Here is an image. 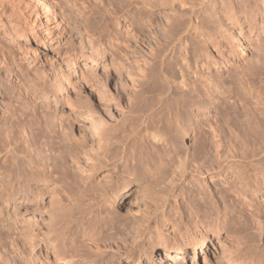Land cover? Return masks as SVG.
Masks as SVG:
<instances>
[{"label":"rangeland","instance_id":"obj_1","mask_svg":"<svg viewBox=\"0 0 264 264\" xmlns=\"http://www.w3.org/2000/svg\"><path fill=\"white\" fill-rule=\"evenodd\" d=\"M130 1L128 0L125 1L124 0H86V1L63 0L61 5L58 7L60 11L63 9L61 11V13L63 12L62 13L63 15L69 14L71 16H76V14L79 15L80 11H83L82 9H84V11L85 10L88 11L90 5H93L92 8L94 7L93 8L95 9L94 12L96 11L97 14L101 18H103V20L101 19L100 21L101 23L100 22L96 24L93 23L94 27L92 25V28L89 31V33L84 32V29H82L83 26L81 25L78 26L77 24L74 25V23L72 24L70 23L69 33L66 35V37H64V39L62 38L61 44L54 43L53 45L54 47L57 48L59 47V49L62 50V54L67 52V48L68 50H70V53L75 52V54H77V58L74 59L75 61L72 60V61H68L67 63L64 62L61 65L62 68L61 71L63 70L62 72L64 73L62 74L63 82L69 83L71 85L73 84L72 85L73 88L72 87L69 88L66 92L65 91L63 92V89H60L58 93L59 96L61 97V100L58 101L54 98L52 94H50L51 92L49 91L45 92L44 89L39 91L35 90L34 88L35 84H33L35 80L32 77L34 72L31 71L32 74L29 75L30 79L26 77L25 79H23V81L21 80L17 83V81L14 80L15 78L12 70L8 69L7 71L8 73L6 71L0 70L1 82L3 81V83L1 84L3 86H8L9 84L12 83L11 89L16 90V94L14 95H3L2 92H0V118H2V116L5 115L4 117H7L9 121L10 119H12L11 117L14 116L16 118V121L18 120L17 121L18 124H15L16 122L14 119L11 120L13 121L15 126L17 125L15 129H12L13 135L20 139H25L28 136H32L35 139L33 146L29 144L22 148L24 152L33 153V151H35L38 152L43 157L54 158L55 162H57L58 171L53 174L54 176H52V180L53 182H55V184L56 183L58 184L56 185V187L58 186L59 188V189L57 188V190L61 189L63 190L62 193H65V195H63L59 191L60 195H62L60 197L65 202V205H68L67 208L69 209L71 208V210H73V211L70 210L68 211V215L65 218V219L68 218L67 219L68 222L64 220L65 223L67 224L78 223V225L80 226L82 225V227H86L87 225H84L86 223L88 225H90L91 223L92 224L100 223V226L102 225L113 226L114 224L115 225L117 224L121 227L122 225L124 226V228L121 227L123 229V232H121L120 234L118 233L119 235H121L120 237L118 234L116 235L117 239L118 238L122 239L124 237L131 238L132 236L136 235V233H138L139 235H141L142 239H144L143 241L146 242L147 239L151 241H157V237L161 236V238H164L167 242L170 243V247L173 246L174 242H176L177 239H182L185 242H187V240L189 239L196 240L200 235H205L206 239L204 245L201 248L196 247L195 248L196 251L195 250L191 251L188 249V251L190 252L183 255L180 254L181 259H179L176 264H230L225 260V251L226 249L229 250L230 248H231V253L233 255L234 254L241 255L244 258L250 257L254 261V263L252 264H256V263L263 264L264 263V250H263L264 249V218H263L264 203L262 201L264 200V197L254 192L253 189L246 192L239 189L241 185L238 182L239 179H237V177L239 176L238 172L242 173L243 176L245 175L247 179L249 178L251 182L254 179L250 177L255 176L254 178H256L258 175L260 177L261 174L264 173V162H263L264 160L263 158L262 159L259 158L260 160L257 159L254 161L251 160V162L249 160L248 161L243 160L242 162L244 166H245L244 163L249 162L251 164L250 166L249 163L248 166L246 164L247 168H244V166L242 167V162L238 163L236 161L238 163L236 164V162L229 160V158L226 157V153H224L223 155L219 154L220 156L216 154V152L213 150L214 149L213 145L215 143L216 145L227 144L228 142H231L233 138H235L237 145L239 147H243V149L239 151V154L243 155L244 153H246V155L248 156L251 155V153L254 151L255 152L259 151V150H255L254 148L264 146V31L261 35L259 34L257 36L258 32L262 31V29L264 28H261V25L258 24L257 16L255 22L248 21L249 19L248 15L240 16L239 18L241 21L246 20L249 23V26L244 24L245 31L243 35L244 37H248L249 45H250V48L248 50L247 49L245 50L246 53H244L241 59L237 61L236 65H234L236 68L238 67L240 68L238 70L235 69L236 70V71L234 70L235 72L225 71L224 67H222V69H220V71L218 72L216 71V69L210 66L201 69L202 74L204 76L215 73L214 75L215 78H217L219 81H224L223 83H221L223 85L222 90L228 89L226 91H229L230 97H227V101H229L230 104L234 100V96L242 92V90L239 88L240 82L238 79H240L243 84L244 81L249 83V86H251L252 93L257 94L260 102L256 103L248 99L247 101H245L246 102L245 105L243 107L241 106L242 108H240L239 106L238 107L235 106L233 107L234 108L233 111H221L222 108L220 111L217 112L208 109L204 111H196V112L186 111L184 113L185 115L183 116L184 121H181L180 124L178 123L177 126L176 125L174 126L175 124L173 122L174 120L169 115V113L163 111V113L165 112L163 114L162 111H159L161 106L158 104L157 101L158 89H155L156 87H153L154 85L152 84V79L156 76H157L156 78H159V76H158V72L152 74V72L150 73L151 69H149V66L151 65L150 62L152 60L151 51H150L152 49V46L151 44H146L144 42L142 43L141 35H140L141 30L143 29V27H145L144 25L146 24V22H149L151 18L156 23L159 22L160 20L162 21V18L164 19V17H167L170 14H172L171 9L165 8V9L155 10L154 12L158 16L155 15L153 18L151 13L148 12L147 10L138 11L137 8L130 3ZM237 1L244 2L247 6V11L250 10V8H253L254 6L257 5L256 2L257 0H237ZM31 2L33 6L34 5L36 6L38 1L32 0ZM121 6L123 7V9ZM127 6L129 9H127ZM75 11H79V12L75 13ZM86 11L85 14H87ZM127 13H129L130 15ZM166 13L167 15L165 16ZM65 24L67 25V22ZM102 27L103 28L105 27L104 31ZM248 27H250V33H247L246 29ZM149 30L148 29L146 30L147 34L148 32L149 33L151 32V30L150 31ZM99 34L102 35V38L101 36L99 37ZM87 37L94 38L99 48L97 52L98 53L97 58H95L96 65H90V63L87 61L86 56H88L90 53L86 51L87 49L84 48L82 43L80 42L81 39L85 40V38ZM126 37L129 40H127ZM257 37H258V44L255 41V38ZM25 44L29 45V43L26 41H23V43L20 45L25 47ZM30 48L34 49L35 47L30 45L29 49ZM56 53H57L56 48L51 53L50 52L48 53V51H43V48L36 51L35 55L37 57L40 56L39 57L40 59H42L41 56H45V57L49 56V57L48 59L46 58L47 60L44 59L42 61L43 63L45 62L44 64H42V67L41 65H39L40 63H36L35 68H37L38 71L39 70L45 71L43 72V74H49L50 76L52 72L48 65H50L51 63L50 61H52L51 59ZM234 61H235L234 59L232 60L230 59V62L234 63ZM201 64L202 63L200 62L199 66H201ZM15 65L16 64L13 63L11 66H15ZM23 65L24 67L28 66V68L31 67L28 65L27 62H25V64ZM146 68H148V72L146 71ZM82 75L84 76L82 77ZM85 76L87 79L84 78ZM81 77L86 82L85 85ZM47 78L49 79V77ZM73 81L76 83H74ZM13 83L17 84V86L14 85ZM46 84L48 85L49 81L47 83L46 80ZM14 86L17 88H14ZM27 86L28 87L30 86L31 89L34 88V90L29 89ZM17 89L19 91H17ZM26 90H28L27 91L28 93L25 92ZM36 91H38L39 93ZM18 92H20V94ZM67 94H69L68 96L73 97V99L74 98L76 99V97L78 98V96H76L78 94L79 95L82 94L80 96L86 95L87 98L90 99L89 101L91 102V104L89 102V106L91 107L92 105L93 108L98 113V114L96 113L95 118L96 120H101L100 122L98 121V123H100L99 125L104 126V123L105 124L109 123L108 126L111 131L109 129L108 130L110 131L111 135H109L110 133L107 132L108 134L107 137L100 138L99 140L98 138H96L93 140L92 137L90 138L87 135L88 133H90L88 130L89 128L88 126L91 125V124L89 125L87 124L90 123L91 121L89 120H88L89 122L86 121L83 124V126L79 124L80 122H78V120L71 121V123L70 120L67 122L66 121L59 122L60 118H57L56 116L61 117L60 115H62V112L64 111V109H66L67 107L66 102L68 99ZM210 99L211 101H213L216 98H210ZM215 102L217 101L215 100ZM131 103L133 104V106ZM141 103H143V105ZM102 105H104V107ZM7 108L8 111H11L12 113L11 116H8V114L6 115ZM137 110H139L141 113L139 111L137 112ZM190 112L192 113L191 115ZM197 112L200 113L197 115ZM101 114L103 115V117ZM189 116L191 119L189 118ZM163 117L165 118L168 117L169 119L167 120V118L165 119ZM52 118H55L56 121L55 120H53L55 122L51 121ZM56 118L58 119V121ZM62 118L63 117H61V119ZM149 118L150 120L151 119L155 120L154 125L157 122L156 120H158V118L159 120L161 119L165 120L166 124L169 123L167 125L168 126L170 125L172 128L169 126L168 128L170 129H168L169 131L167 130L168 132L165 130L166 132L164 136L165 139L169 141L171 146H174V148L176 147L179 149L178 155L179 152L180 155L181 154L184 155L188 153L187 151H189L190 161H192L191 158H193L194 160L195 157H198L199 155L200 156L197 158L198 160L196 159L194 161L197 163L200 157H201L200 160L203 159L202 161H204L203 163H201L202 161L201 162L199 161L201 163V165H199V167L201 168H198L199 172L197 168L195 167L193 168V166H195L196 163L195 162L193 163V161L192 162L189 161L188 162L189 164L186 166V171L184 172L183 176H178L177 178H175L176 182L177 181L178 182L175 183L176 185L174 184V187L172 188L166 186L165 180L166 178L170 177V175L172 174L175 168L174 166L177 165L178 163V160L176 158L177 156H175V154H173V152L169 149L164 151V149L154 150V148H152L153 144L150 141L148 135L146 134L148 130L152 131L150 128L154 129L153 124L150 126L149 129L148 128L146 129V124ZM171 118L172 120H170ZM103 119L104 121L106 120L107 121L104 122ZM65 122L66 124H64ZM68 122L70 124H68ZM111 126L115 128L113 129ZM195 126L197 127L195 128ZM187 128H191V130L192 128L195 129L194 133L196 136L197 134L198 135L201 134L202 136L200 135L199 138L202 139L205 144L203 143L202 140L195 138L196 136L192 134H191L192 139L190 138L187 140L184 133V131ZM51 129L53 131H51ZM83 133L85 134L84 135L85 139L84 136L82 135ZM80 134L82 135V137H80ZM64 136H66V138L70 136L71 137L66 140ZM81 138H83L84 140L79 141L81 140ZM72 139L76 141V142L73 141L77 145V147L75 146L76 148L74 147V143L71 142ZM88 139L93 142L95 141L97 144L99 143V141H102L101 144L99 143L100 147L97 144L93 145L95 142L94 143L88 142L89 141ZM197 140H199L201 143L198 144L199 142ZM69 141L73 146L69 147L70 146V143H68ZM221 141L223 142V144L221 143ZM79 142H81L82 144ZM195 142L198 143L195 144ZM83 143L85 147L83 146ZM89 143H91V145ZM104 143L107 145L104 146L105 145ZM201 144L204 146H202ZM78 146H80V148ZM91 146L95 147L96 149L92 148ZM199 146L203 147L201 148V150L206 148L209 149V150L208 149L203 150V152H206L208 150V152H206V155L208 154V157L205 155V153L203 155L202 151L199 154L200 152V150H198V148L200 149ZM101 147L105 148L106 150L105 149L102 150ZM69 148L70 149L75 148L76 151H78L77 152V154H79L78 157L75 151H72V149L70 150ZM84 148L89 152L90 150H92L93 152L92 151L91 152L93 153L92 156L94 158L91 157L90 155L91 152L90 154L89 152L86 153L87 151ZM97 148H101V149H97ZM194 151L196 152V154L194 153ZM68 152L70 154H68ZM192 154L193 157H191ZM52 155H55L56 157ZM62 155H64L65 158ZM74 155L76 156V158ZM99 155L102 156L100 157ZM103 155H105L106 157V158L104 157V161L101 160V158L103 159ZM59 156L62 157L60 158ZM89 156L93 160L99 159L100 157V160L99 162L97 160H96L97 162L93 161ZM95 156H99V157L95 158ZM204 156H206L208 161L205 159ZM209 156H211L212 161L214 163L211 162V158ZM222 157L225 158L222 159ZM214 160L217 162H215ZM220 160L223 163L219 164ZM225 162L227 164H225ZM88 163H90L91 165L93 164V167H91L90 164ZM216 163L219 166H217ZM94 164L97 166L95 167ZM137 164L140 171L137 170L138 169V167L136 166ZM222 165L225 166L222 167ZM64 166H67L65 168L66 170H64ZM89 167H91V169ZM242 168H244L243 171ZM68 169L70 170L69 172ZM110 169L113 172L110 171ZM124 169L127 170L125 171ZM119 170L121 171V173H119L120 172ZM63 171L66 172L68 177L67 175H65V172ZM90 171H92V173H90ZM135 171L138 172L136 173ZM62 173L64 174L65 178ZM105 173H106V175H104L105 178L108 175L110 177L108 183L103 182L105 181L103 180L105 178L103 177L102 174ZM131 173L132 175H130ZM252 173L253 175L251 176ZM55 174H57L56 175L57 179H55L56 178ZM89 174L91 175L89 176ZM60 175L63 176L62 179H61L62 176L60 177ZM101 176L103 177V179L101 178ZM85 177H88L86 178L88 179L87 181ZM59 179L62 181H60ZM100 179L102 180V182ZM123 181L127 182L125 184L126 187L122 190L120 188L117 192L118 194L116 195L115 200L111 201L107 193L108 184L109 185L111 184V186L115 188L118 182L120 183ZM104 190L106 191L103 193ZM230 190L232 193L230 192ZM224 191L225 193L226 191L228 193L230 192L229 195L230 194L232 195L230 196L225 195V197H223L222 195L225 194ZM141 192L145 194V196L143 197L144 201L141 200L142 199ZM4 197L5 194L0 198V217H2L0 218L1 219L0 241L1 239L3 240V242L2 241L0 242V246H2L3 244L1 243L4 242H5L4 243L5 246L3 245L2 247H0V256L3 253L5 264H13L12 263L13 261L10 260L11 256L14 255L18 257V261L19 260L21 261L24 260L20 258L25 257L26 251L20 247L21 245L19 246L15 242L16 238L14 239V237L16 235L15 233H13V229L11 230L12 227L9 226L11 223L2 214L4 211L3 210L4 206L2 208V205L4 204L3 203ZM231 197H234V199ZM139 200L141 202H139ZM217 201L219 204L217 203ZM159 204L161 205L159 206ZM242 204L244 207H242ZM238 205L241 206L238 207ZM156 206L160 209H157ZM196 206H198L199 209H202L201 210L202 214L200 215L204 217L203 220L201 219L202 218L201 216L195 215L196 214L195 211H198V207ZM191 208L194 209H192L191 211ZM260 208L263 209V211ZM144 209L145 210L147 209L146 212L148 211L149 217L147 216L146 212L144 214L143 211ZM227 209L229 210L227 211ZM174 210L179 211V214L182 215L181 216L182 218L181 221L178 222L177 227H174L176 228L175 231L177 233L172 235V226L174 222L176 223V220L178 221V219H176L175 216L173 217ZM70 212L74 213V214L72 213L73 214L72 218L68 217L71 214ZM246 212L248 213L246 214ZM203 214H206L207 216L206 215L204 216ZM31 215H33V218L29 221V223H32V220L37 221L36 224L39 222L40 224L45 223L43 221L44 217L40 215V212L30 214V216ZM37 219H41V220H37ZM205 219H207V221ZM226 219L229 220L228 221L229 227L228 229H224V230L222 229L220 231V236L217 241L212 233L213 225L215 226L216 221L225 222ZM72 220L73 221L76 220V221L73 222ZM91 221H93L94 223ZM247 222L248 224H246ZM210 223L211 225L209 226ZM242 224H245V226H243L244 229H242ZM134 225L136 227H134ZM125 226L128 230L125 228ZM130 227L135 228V231L137 230V232L135 233L134 229ZM137 227L138 229L140 228V230H138ZM82 232L84 231L82 230ZM82 232L80 230L79 235H82L83 234ZM125 234H127V236H125ZM3 235H6L7 237ZM68 235L69 234L64 235V237L67 238ZM71 237L73 238V234L72 235L70 234L68 238ZM67 241H69V239ZM63 243L66 242L63 241ZM115 244L116 242L112 240H108V241L103 240L100 242L101 248L103 249L106 248L102 250L105 251L106 253H109L107 254L108 255L107 258L109 257V255L111 256L114 252H116L117 244L116 245ZM12 245L13 246L15 245L16 247H13ZM211 246H213L214 249L211 248ZM155 249L153 248L147 249V251L150 253V257H152L153 259L152 264H165L161 261V259H159L160 254L164 252L162 247L157 245ZM118 252L119 254L122 253L121 250ZM8 254L10 255L8 256ZM21 262L20 264L25 263V262L22 263ZM96 263L101 264L100 262H96ZM96 263L87 262V264H96ZM145 264H149V263L146 262Z\"/></svg>","mask_w":264,"mask_h":264},{"label":"bare ground","instance_id":"obj_2","mask_svg":"<svg viewBox=\"0 0 264 264\" xmlns=\"http://www.w3.org/2000/svg\"><path fill=\"white\" fill-rule=\"evenodd\" d=\"M31 1L32 0H28V1H26V0H0V70L6 71V72L8 71V69L12 70V72L14 74V78H15L14 80L17 81V83L21 80L23 81V79H25L26 77H28V79H30L29 75L32 74L31 71L34 72L32 77L35 80L33 83V84H35V87H34L35 90L39 91V90L44 89L45 92L49 91V92H51L50 94H52L54 96V98L59 101V100H61V97L59 96V93H58V91L60 89H63V92L64 91L66 92L69 88H71V87L73 88V86H72L73 84L71 85L69 83L63 82V79H62L63 75L62 74H64V73L62 72L63 70L61 71V69H62L61 65L64 62L67 63L68 61H72L75 58H77V54H75V52L70 53V50H68V48H67V52L62 54V50L59 49V47L57 48V47L53 46L54 43L61 44L62 38L64 39V37H66V35L69 33L70 23L71 24L74 23V25L77 24L78 26L79 25L83 26L84 28L82 27V29H84V32L89 33V31L92 28L93 23H95V24L99 23L101 21V19L103 20V18H101L97 14L96 11L94 12L95 9H93L94 7L92 8L93 5H90V8H88V11L85 10L87 14H85L84 9H82L83 11H80V12L75 11V13L79 12V15L76 14V16H71L69 14L63 15L62 14L63 12L61 13V11L63 9L60 11V9L58 8L61 5L63 0H57V1H55V0H37L38 2H37L36 6L35 5L33 6V4H31L32 3ZM128 1H130V0H128ZM256 2H257V5L254 6L253 8H250V10L247 11L246 4L244 2H238L237 0H131L130 1V3L133 4L134 7H136L138 11L147 10L148 12L151 13L153 18L155 15L158 16L154 12L155 10L165 9V8L171 9L172 14H170V15L168 14L169 16L164 17V19L162 18V21L160 20L159 22H157L158 24L156 22H154L152 18L149 20V22H146V24L144 25L145 27H143V29L144 28L145 29L141 30L140 35H141L142 43L144 42L146 44H151V46H152V49L150 50L152 60H151V62L149 61L151 64L149 66V69H151L150 73L152 72V74H155L156 72H158V76H159V78H156L157 76L154 77L153 78L154 81L152 79V84L154 85L153 87H156L155 89H158V94H157L158 98L157 97L156 98H157L158 104L161 106L159 111H162V113H163V111H165L166 113L168 112L169 115L174 120L173 121L175 123L174 126L175 125L177 126L178 123L180 124L181 121H184L183 116L185 115L184 113L186 111L196 112V111H204V110L208 109V110L217 112V111H220L221 108H222L221 111H233V109H234L233 107H235V106H237V107L239 106L240 108H242L246 103L245 101H247L248 99H250L251 101L256 102V103L260 102L257 94L252 93L251 86H249V83L244 81V84H243L241 82V80L238 79L240 82L239 88L242 90V92L240 94H237L236 96H234V100H233L234 102L232 101V103L230 104V102L227 101V97H230L229 91H226L228 89L222 90L223 85L221 83H223L224 81H219L217 78H215V76H214L215 73L211 74V75L204 76L202 74V71H201L202 68H206L209 66L216 69L217 72L220 71V69H222V67L225 68V71H234L235 69L238 70L240 68V67L236 68L234 65H236L237 61H239L241 59L242 55H244V53H246L245 50L246 49L248 50L250 48L248 37H244V35H243V33L245 31L244 30L245 29L244 24L249 26L248 21L255 22V19L257 16L258 24L261 25V28H264L263 27L264 26V0H257ZM79 9H81V8H79ZM122 9H123V7H122ZM127 9H129L128 6H127ZM76 10H77V8H76ZM112 10H114V9H112ZM57 11H58V13H57ZM168 12H170V11H168ZM127 14H129V13H127ZM166 15H167V13L165 14V16ZM242 15H248L249 16L248 21H246V20L241 21L239 17ZM146 21H148V20H146ZM66 22H67V25L65 24ZM64 24H65V26H64ZM93 27H94V25H93ZM104 28H103V31H104ZM146 28L148 30L150 29L151 32L149 33L147 31L148 32V34H147ZM246 30H247V33H250V27H248ZM60 31H61V33H60ZM263 31H264V29H262V31L258 32L257 36L259 34L261 35L263 33ZM98 33H100V32H98ZM101 34H99V37L101 36V38H102ZM131 34H133V33H131ZM131 36H133V35H131ZM131 36H130V38H131ZM127 40H129V39L127 38ZM23 41L28 42L29 45L25 44V47L21 46L20 44H22ZM255 41L258 44V37L255 38ZM80 42L82 43L83 47L87 49L86 51H88L90 53V54L88 53L89 55L86 56L87 61L90 63V65H96L95 58H97V54H98L97 52H98L99 48H98L94 38H91V37L88 38L87 37V38H85V40L81 39ZM142 43H141V45H142ZM257 44H256V46H257ZM30 45H32L35 48L29 49ZM41 48H43V51H48V53L49 52L51 53L53 50H55V48L57 49V53L51 59L52 61H50L51 62L50 65H48L51 72H52L50 76H49V74H43V72H45V71H43V70L38 71L37 68H35L36 63H40L39 65H41V67H42V64L45 63V62L43 63L42 61L46 58L48 59V57H49V56L48 57L41 56L42 59H40L39 58L40 56L37 57L35 55L36 51H38ZM230 59L231 60L234 59L235 60L234 63L230 62ZM25 62H27L28 65L31 67L28 68V66H26V65L25 66L27 68L24 67L23 64H25ZM200 62L202 63L201 66H199ZM13 63L16 65L11 66ZM128 63H130V62H128ZM146 71L148 72V68H146ZM83 76L84 75H82V77ZM146 76H147V74H146ZM47 77H49V79ZM84 78H86V76ZM242 79H244V78H242ZM46 80H47V83L49 81L48 85L46 84ZM82 80H83V83L85 85L86 82L84 81L83 78H82ZM89 80H88V82H89ZM149 80H151V79H149ZM31 82H33V81H31ZM1 83H3V81L1 82V78H0V92H2L3 95H14V94H16V90L11 89L12 83L9 84L8 86H3ZM74 83H76V82H74ZM78 84H80V83H78ZM14 85L17 86V84H14ZM24 87H22V88H24ZM14 88H17V87L14 86ZM28 88L31 89L30 86ZM32 88H33V86H32ZM34 88L31 90H34ZM18 89H17V91H19ZM28 90H26L25 92L28 93L27 92ZM38 91H36V92H38ZM44 91H43V93H44ZM18 93L20 94V92H18ZM68 95L69 94H67V96ZM80 95H82V94H80ZM80 95L79 94L76 95V96H78V98L76 97V99L75 98L73 99V97H71V96H68L69 100L67 98H64V99H67V102H66L67 107L62 112V115H60L61 117H63L62 119H61V117L56 116L57 118H60L59 122H64V121L67 122L70 120V123H71V121L78 120V122H80L79 124H81V126H83V124L89 120L91 122L88 123L87 125H89V124H91V125L88 126L89 127L88 130L90 132L87 134L88 137H90V138L92 137L93 140L96 138H98V140H99L100 138L107 137V135H108L107 132L110 133V131H111L109 129V126H108L109 123L108 122H107L108 124L104 123V126L99 125L100 123H98V121L100 122L101 120H96L95 117H96L97 111L93 108L92 105H91L92 108L89 106V102H90L89 100L90 99L87 98L86 95L85 96H80ZM210 98H216V99L211 101ZM55 99H53V100H55ZM140 100H142V99H140ZM145 100H147V99H145ZM215 100L217 102H215ZM131 102H133V101H131ZM144 102H147V101H144ZM9 104H8V106H9ZM90 104H91V102H90ZM141 104L143 105V103H141ZM145 104H147V103H145ZM102 106L104 107V105H102ZM132 106H133V104H132ZM8 108L6 109L7 110L6 115L8 114V116H11L12 113H11V111H8ZM10 110H11V108H10ZM138 111L139 110H137V112ZM22 113H24V112H22ZM199 113L200 112H197V115ZM19 114H20V112H19ZM191 114L192 113L190 112V115ZM201 115H202V112H201ZM4 116H2V118H0V198L2 196H4V194H5L4 202H3L4 204L2 205V208L4 206V209H3L4 211L2 214L11 223L9 226L12 227L11 230L13 229V233H15V235H16L14 237V239L16 238L15 242L19 246L21 245L20 247L26 251V253H25L26 258L25 257L20 258V259H24L21 261L25 262V263H22L19 260L22 264H83V263L87 264V262H94V263L100 262L101 264H145L147 262L149 264H152L153 259H152V257H150V253L147 251V249H151V248L155 249V247L157 245L161 246L163 251H164L161 254L159 253L160 254L159 259H161V261L165 264H176L177 261L179 259H181L180 254L181 255L186 254V253L190 252V251H188V249L193 251V250H195L196 247L201 248L204 245V242L206 239L205 235H200L196 240L189 239V240H187V242H185L182 239H177V241L174 242L173 246L170 247V243L167 242L164 238H161V236L157 237V241H151L148 239H147L148 240L147 241L145 239L146 242H144L143 241L144 239H142L141 235L136 233L137 230L135 231V228H133V227H130V228L134 229L136 235H134V233H133L134 236H132L131 238L130 237L126 238L123 236L124 238H122V239L118 238L117 239L116 235L118 233L120 234L121 232H123L122 228H124V226H122V225H121L122 228L117 224L116 225L114 224L113 226H110V225L100 226V223H97L98 224L97 225L93 221H91L94 224L91 223L90 225H88L86 223L84 225H87V226L82 227V225L80 226V225H78V223L77 224L76 223H74V224L65 223L64 220L66 222H68L67 221L68 218L65 219L68 215V211L69 210L73 211V210H71V208L70 209L67 208L68 205H65V202L60 197V196H62V195H60V193H62L63 190H61V189L57 190L58 186L56 187V185H58V184L57 183L55 184V182H53V180H52V176H54L53 174L58 171L57 170L58 169L57 162H55L54 158L43 157L38 152H35V151H33V153L24 152L22 150V148L26 145H29V144H31L33 146L35 139L32 136H28V137L25 136L26 137L25 139H20V138H17L16 136H14L12 133V129H15V127H17V125L15 126V124H18L17 123L18 120L16 121V118L14 116H12L11 118L14 119L16 122L14 124L13 121H11L12 119H10L8 121L7 117H4ZM97 117H98V115H97ZM102 117H103V115H102ZM159 118H158V120H159ZM163 118H165V117H163ZM166 118H167V120L169 119L168 117H166ZM172 118L170 120H172ZM189 118H190V116H189ZM105 119H106V117H105ZM53 120H55V118H52L51 121H53ZM120 120H121V118H120ZM158 120H156L157 122L155 123V125H154V121H155L154 119L150 120V118H149L148 121L146 120L147 121L146 129L147 128L149 129L152 124L154 126V129L150 128L152 131L148 130L146 134L148 135L150 141L152 142V144H153L152 148H154V150L155 149H164V151H165V150L169 149L173 152V154H175V156H177L176 158L178 160V163L176 166H174L175 168H174L172 174L170 175V177L166 178V180H165L166 186H169L170 188H172V187H174V184L178 182V181L176 182L175 178H177L178 176H183L184 172L186 171V166L189 164L188 162L190 161V155H189L190 153H189V151L186 150L188 153H186V151H185L186 154L180 155V152H179V155H178L179 149L176 147L174 148V146H171L169 141H167L165 139V136H164L165 132L168 129H170V128H168L170 125L169 126L167 125L169 123L166 124V121L162 120V119L159 121ZM49 121H50V119H49ZM55 121H53V122H55ZM57 121H58V119H57ZM103 121H104V119H103ZM106 121H104V122H106ZM66 122L64 124H66ZM70 123L68 122V124H70ZM195 125H197V124H195ZM63 127H65V126H63ZM183 127H184V125H183ZM196 127L197 126H195V128ZM85 128H87V127H85ZM194 130L195 129H193V128H192V130H191V128H187L184 131L187 140L190 139L192 137V135H195ZM51 131H53V130L51 129ZM196 132H199V131H196ZM33 135H34V133H33ZM82 135L84 136L85 134L83 133ZM82 135L80 134V137H82ZM109 135H111V133ZM200 135H198V134H197V136L195 135L196 136L195 138L200 139L199 138ZM20 137H21V135H20ZM64 137L66 138V136H64ZM70 137H68V138H70ZM68 138H66V140ZM84 139H85V136H84ZM84 139L81 138V140H79V141H83ZM204 139H205V137H204ZM98 140H96V141H98ZM101 140H103V139H101ZM104 140H106V139H104ZM200 140H202V139H200ZM73 141L74 140L72 139L71 142H73ZM197 141L199 143L195 142V144L201 143L199 140H197ZM219 141H218V143H219ZM223 141H224V139H223ZM74 142H76V141H74ZM86 142H87V140H86ZM88 142L94 143L95 141L93 142V141L89 140ZM101 142L102 141H99L100 144H101ZM68 143H70V141ZM79 143H81V142H79ZM84 143H85V141H84ZM84 143H83V146H84ZM99 143L97 144L95 142L93 145L97 144L100 147ZM203 143H204V141H203ZM221 143L223 144L222 141H221ZM89 144L91 145V143H89ZM106 145L107 144H105L104 146H106ZM214 145H213V148H214L213 150L216 152V154L223 155L224 153H226V157H228L229 160H232L234 162L237 161L239 163V162H242L243 160H247V161L249 160L251 162V160L254 161V160H257L259 158L260 159L263 158V160H264V146L254 148L255 150H259V151H257V152L254 151L251 153V155L248 156V155H246V153H244L243 155L239 154V151L241 149H243V147H239L237 145L235 138H233L232 141L228 142L227 144L216 145V143H215ZM71 146H73V145L70 143L69 147H71ZM75 146L77 147V145L74 143V147ZM202 146H204V145H202ZM78 147L80 148V146H78ZM158 147H160V148H158ZM210 147H211V145H210ZM75 148H73V149L71 148V149H72V151H75V153L77 154L78 151H76ZM92 148L96 149L95 147H92ZM101 148H97V149H101ZM201 148H203V147H200V149L198 148V150H200L199 154L202 151L203 155H204V153L206 155V152H208L209 149L206 148L208 150L206 152H203V150H206V149L201 150ZM86 149H87V147H86ZM104 149L105 148H102V150H104ZM195 149H196V147H195ZM79 150H81V149H79ZM91 151L92 150H90V152ZM69 152H68V154H70ZM88 152L89 151H87L86 153H88ZM90 152H89V154H90ZM92 152L90 154L91 157H93ZM71 153H73V152H71ZM106 153H107V151H106ZM191 153H193V152H191ZM194 153L196 154L195 151H194ZM195 154H194V157H195ZM78 155L79 154H77V157H78ZM52 156H55V155H52ZM62 156L65 158L64 155H62ZM62 156H59V157L61 158ZM99 156H95V158L96 157L98 158ZM197 156H198V154H197ZM206 156L208 157V154ZM206 156H204V157L208 161ZM100 157H99V159H94V160L92 158L91 159L93 161L97 160L99 162ZM104 157H105V155H103V159L101 158L102 161H104ZM191 157H193V154L191 155ZM198 157H195L194 160H196ZM209 157L211 158V156H209ZM75 158H76V156H75ZM210 158H209V160H210ZM224 158L222 157V159H224ZM89 159H88V161H89ZM200 159H201V157H200ZM200 159H199V161L201 162L203 159L202 160H200ZM63 160H66V159H63ZM191 160L193 161V163L195 162L193 160V158H191ZM217 160H219V159H217ZM192 161H190V162H192ZM64 162H66V161H64ZM203 162L204 161H202L201 163H203ZM211 162H213L212 158H211ZM215 162H217V161H215ZM237 162H236V164H238ZM135 163H137V162H135ZM197 163L195 164V166H193V168L195 167L198 170V168H201V167H199V165H201V163L200 164L199 163L197 164ZM221 163H223V162H221V160H220L219 164H221ZM248 163H244L245 164V166H244L243 162H242V167L244 166V168H247L246 164L248 166ZM88 164H90V163H88ZM138 164L136 165L137 167H138ZM225 164H227V163L225 162ZM99 165H100V163H99ZM250 165L251 164L249 163V166ZM90 166L93 167V164L92 165L90 164ZM94 166L96 167L97 165L94 164ZM217 166H219V165L217 164ZM223 166H225V165H222V167ZM66 167L67 166H64V170H66L65 169ZM91 167H89V168L91 169ZM244 168H242V171L244 170ZM69 169H68V172L70 171ZM86 169H88V168H86ZM90 169H88V170H90ZM111 169H110V171H112ZM116 169H114V170H116ZM137 170H139V167ZM63 172H65V171H63ZM135 172L137 173L138 171H135ZM198 172H199V170H198ZM90 173H92V171H90ZM119 173H121V171ZM127 174H129V173H127ZM198 174H200V173H198ZM238 174H239V176L237 177V179H239V181L238 180L237 181L241 185V187L239 189H241L244 192L253 189L254 192H256L259 195H261L262 197H264V173H262L260 177L258 175L256 178H254L255 176L254 177L252 176L253 175V173H252L251 174L252 177H250V178L254 179V180L251 179L252 182L250 181L249 178L247 179L245 175L243 176L242 173L238 172ZM56 175L57 174H55V177H56ZM65 175H67L66 172H65ZM90 175L91 174H89V176ZM100 175H101V173H100ZM102 175L104 177V175H106V173L102 174ZM130 175H132V173ZM61 176L62 175H60V177ZM63 176H64V174H63ZM63 176L61 177V179L63 178ZM55 177H53V178H55ZM67 177H68V175H67ZM103 177L101 176L102 179H103ZM107 177H109V175L106 176V178L104 177L105 178V179H103V180H105V181H103L104 183L109 182L110 177L109 178H107ZM247 177H248V175H247ZM64 178H65V176H64ZM86 178H88V177H85V179ZM55 179H57V177ZM87 180L88 179H86V181ZM60 181H62V180H60ZM101 182H102V180H101ZM101 182H100V185H101ZM98 183H97V185H98ZM126 183H127L126 181H123L120 183L118 182V184L115 186V188L112 187L111 184L110 185L108 184L107 193H108V197L111 201L115 200L116 195L118 194L117 192L120 188L122 190L126 187V185H125ZM240 185H238V186H240ZM231 190H230V192H231ZM59 191H60V193H59ZM105 191L106 190H104L103 193ZM224 193H225V191H224ZM229 193L226 191V193L222 196L223 197H225V195L228 196ZM62 194L65 195V193H62ZM143 194L144 193L141 194L142 199L140 198L142 201H144L143 197L145 196V194L144 195ZM230 195H232V194H230ZM231 198L234 199V197H231ZM135 200H137V199H135ZM164 200H166V199H164ZM238 201H239V199H238ZM139 202H141V201L139 200ZM262 202L264 203V200ZM217 203H218V201H217ZM201 204H203V203H201ZM236 204H237V202H236ZM160 205L161 204H159V206ZM199 205H200V203H199ZM222 205H223V203H222ZM231 206H232V204H231ZM240 206L238 205V207H240ZM69 207H71V206H69ZM162 207H164V206H162ZM196 207H198V206H196ZM203 207H204V205H203ZM242 207H244L243 204H242ZM242 207H241V209H242ZM258 207H260V206H258ZM157 209H160V208L157 207ZM192 209H194V208H191V211H192ZM140 210H141V208H140ZM146 210L145 209L143 210L144 214H145ZM201 210L202 209H199V207H198V211H195L196 212L195 215L202 217V215H200V214H202ZM228 210L229 209H227V211ZM261 210L263 211V209H261ZM36 212H40V215H42L44 217V220H43L45 222L44 224L43 223L40 224V222L36 224L37 221H35V220L34 221L32 220V223H29V221L33 218V215L30 216V214H34ZM70 213L71 214L68 217L72 218L74 213L73 212H70ZM247 213L248 212H246V214ZM146 214L148 216V211L146 212ZM246 214H245V216H246ZM203 215L205 216L206 214H203ZM174 216L176 217V219H178V221L176 220V223L174 222V224L172 226V235L177 233L175 231L176 228H174V227H177L178 222L181 221V218H182L181 217L182 215L179 214V211H175V210H174L173 217ZM75 217H74V219H75ZM0 218H2V217H0ZM111 218H112V216H111ZM203 218L204 217H202L201 219L203 220ZM224 219H225V217H224ZM37 220H41V219H37ZM205 220L207 221V219H205ZM69 221H70V219H69ZM74 221H76V220H74ZM228 221L229 220H227V219L225 222L216 221L215 226L213 225L212 233H213V236L215 237V239L217 241H218V238L220 236V231L222 229L223 230L228 229V227H229ZM33 222H35V223H33ZM212 222H214V221H212ZM248 222L246 224H248ZM210 225H211V223L209 224V226ZM243 226H245V224H242V229H244ZM134 227H136V226L134 225ZM141 227H143V226H141ZM125 228H126V226H125ZM137 229H138V227H137ZM80 230H81V232H82V230L84 231V232H82L83 233L82 235H79ZM138 230H140V228ZM124 231H125V229H124ZM66 233L69 235L73 234V238L72 237L68 238L69 235L67 238H65L64 235H67ZM122 235H124V234H122ZM3 236L7 237L6 235H3ZM120 236L121 235H119V237ZM125 236H127V234H125ZM68 239H69V241H67ZM103 240H105V241L112 240V241L116 242V244H117L116 252L113 251L114 253L111 256L109 255L108 258H107V256H108L107 254H109V253H106L105 251H103L106 248L103 249L100 246V242ZM1 241L3 242L2 239H1ZM63 241L66 243H63ZM4 243H1V244L4 245ZM10 244H12V243H10ZM2 246H0V247H2ZM13 247H16V246L14 245ZM49 247H50V249H49ZM238 247H239V245H238ZM211 248L214 249L213 246H211ZM120 250L122 251V253L119 254L118 251H120ZM155 250H157V249H155ZM262 252H261V254H262ZM21 253H23V252H21ZM9 255L10 254H8V256ZM15 257L16 256L13 255V256H11V258L10 257L9 258H10V260L13 261L12 262L13 264H20V262L18 261V257H16V258ZM225 260H226V262H228L230 264H252V263H254L253 259L250 257L244 258L241 255H236V254L233 255L231 253V248L229 250L226 249ZM0 264H5L4 258H3V253L0 256ZM256 264H258V263H256Z\"/></svg>","mask_w":264,"mask_h":264}]
</instances>
